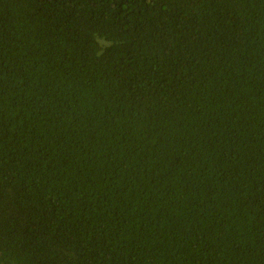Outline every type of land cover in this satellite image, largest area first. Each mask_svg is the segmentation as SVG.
<instances>
[{"label": "trees", "instance_id": "16d2710c", "mask_svg": "<svg viewBox=\"0 0 264 264\" xmlns=\"http://www.w3.org/2000/svg\"><path fill=\"white\" fill-rule=\"evenodd\" d=\"M0 264H264V0H0Z\"/></svg>", "mask_w": 264, "mask_h": 264}]
</instances>
